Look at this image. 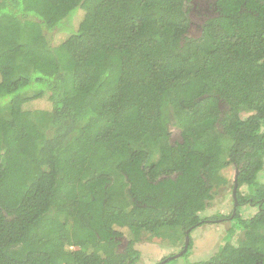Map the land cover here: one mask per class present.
<instances>
[{
	"label": "trees",
	"instance_id": "trees-1",
	"mask_svg": "<svg viewBox=\"0 0 264 264\" xmlns=\"http://www.w3.org/2000/svg\"><path fill=\"white\" fill-rule=\"evenodd\" d=\"M193 10L0 0V264H138L142 240L227 220L190 264H264V0ZM230 168L256 212L205 218Z\"/></svg>",
	"mask_w": 264,
	"mask_h": 264
},
{
	"label": "rangeland",
	"instance_id": "rangeland-1",
	"mask_svg": "<svg viewBox=\"0 0 264 264\" xmlns=\"http://www.w3.org/2000/svg\"><path fill=\"white\" fill-rule=\"evenodd\" d=\"M194 6V10L191 13V22L192 27L196 28L201 23L203 15L206 13V9L204 7L198 6L199 1L205 2H214V0H191ZM209 13V12H208ZM75 26V23H72V28ZM197 32L192 30L190 36L195 37ZM62 36L59 35L57 38L58 41ZM47 102L45 100H38L36 102H32L28 105V109H42L47 107ZM179 139L178 132L174 130L172 134V141H176ZM228 178V185L224 188L218 189L217 194L214 196V200L211 206L203 213L205 218H209L215 215H222L227 217V219H231L230 217L240 216L241 219H249L256 212V208L251 207L249 205H244L240 208L238 212H235L233 206V198H232V190H233V181H234V170L232 168L228 169L225 173ZM259 180L264 183V166L263 170L259 175ZM244 189V188H243ZM245 190V189H244ZM234 213V214H233ZM230 228V222L220 221L215 224L206 223L200 227L194 229L190 234V244H191V253L187 258H184L183 262L180 261L179 264H190L196 262H203L208 260L210 257L216 253L218 248L222 245L223 239L226 235V232ZM240 236V233H236L234 239ZM184 243V242H183ZM188 243V247H189ZM187 247V248H188ZM135 249L140 254V259L138 264H158L162 260L171 257L172 255H178L183 250V245L178 247H170L169 245L162 242L160 239H153V241L148 242L142 240L139 244L135 245ZM186 252V251H185ZM185 252L182 254L184 255ZM181 257V256H180Z\"/></svg>",
	"mask_w": 264,
	"mask_h": 264
},
{
	"label": "water",
	"instance_id": "water-1",
	"mask_svg": "<svg viewBox=\"0 0 264 264\" xmlns=\"http://www.w3.org/2000/svg\"><path fill=\"white\" fill-rule=\"evenodd\" d=\"M237 171L235 170V176H234V181H233V190H232V198H233V208L235 210L236 206H237V201H236V189H237ZM188 243H189V235H188V232L186 233V236H185V241H184V246H183V250L178 254V255H175L173 257H169L167 258L166 260L164 261H161L160 263L158 264H164L165 262H167L168 260H171L172 258H178L180 257L186 250H187V247H188Z\"/></svg>",
	"mask_w": 264,
	"mask_h": 264
},
{
	"label": "flooded vegetation",
	"instance_id": "flooded-vegetation-1",
	"mask_svg": "<svg viewBox=\"0 0 264 264\" xmlns=\"http://www.w3.org/2000/svg\"><path fill=\"white\" fill-rule=\"evenodd\" d=\"M210 4H211V2L199 1L198 6H200V8L201 7H204L206 9V12L208 13L209 12V5ZM194 6H195V4H194Z\"/></svg>",
	"mask_w": 264,
	"mask_h": 264
}]
</instances>
